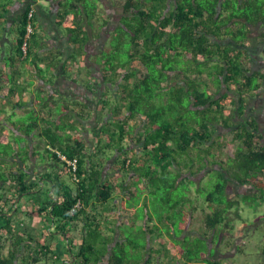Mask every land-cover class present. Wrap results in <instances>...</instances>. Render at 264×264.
I'll list each match as a JSON object with an SVG mask.
<instances>
[{
  "label": "trees",
  "instance_id": "1",
  "mask_svg": "<svg viewBox=\"0 0 264 264\" xmlns=\"http://www.w3.org/2000/svg\"><path fill=\"white\" fill-rule=\"evenodd\" d=\"M109 1L120 8L119 19L109 30L105 47L95 55L99 75L93 84H87V88H100L95 104L108 114L107 119L106 115L98 117L101 124L94 130L96 143L90 146L83 136L87 128L80 131L91 116L88 104L82 101L44 97L39 98V106L49 108L44 115L34 110L18 115L15 109L0 113V144L4 148L0 151V264H131L124 241L98 239L97 228L107 219L101 218L104 215L97 207L108 204L118 188H130L131 195L135 193L132 186L154 193L160 183L167 189L165 202L170 203V192L180 186L188 191L194 185L186 172L195 174L191 169L196 159L198 170L219 164L212 168V189L198 188L213 206L204 219L207 228L221 225L220 230L232 229V208L241 216L238 209L243 202L256 207L264 204L263 132L253 109L247 110L249 98L255 97L264 78L262 72H250L247 67L248 33L250 27L264 24V0ZM11 2L0 0V16ZM58 4L56 22L80 48L67 56L66 65L84 55L89 21L97 20L102 28L108 25L109 14L103 15L98 0H58ZM31 8L33 31L24 55L21 43ZM36 11L35 0H27L18 21L14 54L2 57L0 47V61L6 60L11 68L8 73L0 67V78L6 76L5 83L0 82V93L6 91L1 100L15 108L29 102L23 97L31 85L18 80L25 74L20 64L30 62L37 76L55 64L38 52L33 24ZM218 126L231 134L230 144L236 142L226 160L218 159L215 149L217 146L222 152L226 145L217 139ZM30 136L41 139L46 157L64 164L69 181L60 173H43L29 182ZM133 138L141 143L147 159L136 168L139 176L124 185L127 179L114 181L104 166L110 155L118 152L119 171L114 177L123 169H135L136 159L126 149V141ZM56 150L76 159L74 173ZM44 179L50 181L49 187ZM230 179L254 190L230 196ZM51 186L58 198L50 193ZM27 194L28 206L33 208L29 216L40 218L33 225L14 219L20 211L16 202ZM186 199L189 196L181 194L168 206L178 218L186 217L181 207ZM77 222L81 226L76 231L78 239L74 236ZM196 250L194 254L187 250L191 260L200 259L202 247ZM145 258L134 264H145ZM210 262L222 264L220 260Z\"/></svg>",
  "mask_w": 264,
  "mask_h": 264
},
{
  "label": "crops",
  "instance_id": "2",
  "mask_svg": "<svg viewBox=\"0 0 264 264\" xmlns=\"http://www.w3.org/2000/svg\"><path fill=\"white\" fill-rule=\"evenodd\" d=\"M26 1L27 0H12L7 8L6 13L3 16H0V47L2 57L14 54L13 42L17 36L18 21L20 20L21 12ZM35 4L37 6V16L36 21L33 22L34 34H36L37 38L40 37L42 40L41 47L38 48V52L40 55L47 57V59L49 57L55 64L52 65L47 72L43 73V76H37L36 70L31 67L30 62L21 63L20 67L25 72V74L24 77L22 76V78L18 80L31 83L23 97L24 100L29 102H27L26 106L16 108L6 105L3 103L4 101L1 100L6 91L3 93L1 92L0 113L5 115L6 111L7 113H12V110L15 109V112L18 115H23L29 110H34L35 112L44 115L49 109L41 105V107L39 106V100L44 97H61L63 95L62 97H66L71 101H82L88 104L91 116L88 118V124L81 126L80 131L82 130L83 133L84 128H87V132L85 131L83 136L88 138L89 145L93 146L96 143V139L93 138L94 133L96 130H98V126L101 124V121L98 120V117L106 115L107 119L108 114L107 110H103L101 112L100 105L95 104L99 97L100 88L99 90L97 87L93 86L87 88V84H93L94 80L99 75L97 68L98 64L94 58L95 55L99 53V50L105 47L104 45H106V41L104 42V45L99 48H97L96 43L98 42V38L101 37L103 33L102 31L104 29L106 30V26L99 28L97 20L95 21V24L87 25L86 29L87 33L89 34V39L84 46V55L82 56V54H79V56H77L78 59L76 62L70 60L66 65H64V60H66L67 56L77 49L80 50L79 44L77 42H71V34L68 33L64 28H61L56 22L57 9L59 7L58 0H35ZM0 13H2L1 9ZM248 35L247 67L250 69V72L260 71L264 74V24L260 22L257 25L250 27ZM5 45L8 46L6 47ZM82 52L83 51H81V53ZM0 67L6 69L8 73L11 72V68L6 65V60L0 61ZM88 69L91 70L90 74H87ZM5 77L6 76L2 75L0 78L1 83H5ZM17 99L18 95H15L14 100ZM247 104V110L250 111L253 109L252 113L254 112L258 120L259 128L263 132L264 121L260 119V115H264V78L261 81V87L257 90V94L255 97L249 98ZM56 114L57 113H55V115ZM6 123L9 124L8 121H6ZM9 127L13 130L12 124H9ZM15 130H17V128ZM79 133L81 134V132ZM126 142L128 154L136 159L135 169H126V171H123V169L120 171V175L114 177V172L119 171L117 169L118 160L116 156L118 155V152L111 154V157L107 159L104 166L105 173L107 172L114 181H116V178L117 181L118 179H127L124 185L130 183L129 179L137 178V176H139V171H136V168L139 167L140 164L145 163V159H147V155L144 152L141 143L137 142L136 138L130 139L129 141L127 140ZM40 143V138H35L34 136L27 138V145L30 152L29 161L33 162L32 165L37 167L36 169L32 166V168L29 170V172H31L29 182H33L36 177L43 173H60L63 177H68L62 162L55 164L53 161H51V159L45 156L46 162L42 160L43 153L46 154V152L42 151L44 148ZM22 144L24 145L25 143L22 142ZM14 146L17 149V143L14 142ZM190 156L195 157V154L192 153ZM16 160L17 158H15V161ZM195 161L198 160L196 159ZM195 161L193 168L191 169L195 171V174L192 175L190 170L186 172V174L190 175L193 180L198 177V181L195 182L194 180V184L196 186L191 185L190 193H193L189 196L191 205L187 207V209L183 208V205H181L184 214L186 215L185 218H188V221L182 223L181 226H175V219H171L168 216L164 220L162 217H160V219L156 218L155 215L138 218L135 215L136 209L133 205L140 206L142 202L149 201L147 194L151 193L150 190L144 188V190H147H143L142 195H139L137 199H132L129 192L130 188H118V192L113 193L114 196L108 204L99 205L97 207V209H99L104 215L101 218L107 219L106 223L100 224V227L97 228V231L100 234L98 239H111L113 242H127L128 240H126L125 237L126 230L124 229L123 231L121 227L131 222L132 224L135 223L141 226V232L143 235L150 234L149 236H151L154 234V244L157 247H155V255L157 257L156 259L158 264H165L164 261L167 260V257L171 256H173L174 264H211L210 261L219 260L222 262V264H232V262L222 261V258L233 256L235 252L239 250L240 244L233 241L234 228L220 230L221 225H218L216 228H207L204 219L208 213L212 212L213 206L200 197V194H204V191L201 190V192H199L198 188L202 186L201 184L203 179L206 180L211 176L213 170L204 172L207 167L198 170L197 167L199 162L195 163ZM33 170L36 171L35 174L32 173ZM44 183L47 187L50 186L49 180L44 179ZM140 186L142 185L140 184ZM229 186H232L236 189L234 195L237 197L246 195L253 191L251 188L252 186L240 185L235 180L230 179V183L227 187V193L230 196L231 193ZM131 188L133 191L137 190L135 186H132ZM55 192L56 191L51 186L50 193H53L54 198H58V194H55ZM194 192L196 193V196ZM23 197L25 198L21 199L20 202H16L15 206L17 208L19 207L20 211L19 213L15 214L14 219L23 220L25 223L33 225L35 222L40 221V218L36 216H29L28 211L33 209L32 207L28 206L30 195L27 194ZM134 200L137 202H134ZM129 205H131V207ZM13 213L14 212H12V214ZM230 214L235 215V217H241L234 213V208L231 209ZM148 221H155L157 229L151 227ZM163 222L164 224L162 225ZM231 223L233 224V221H231ZM163 226H167L165 230H161ZM233 226L235 227L236 225L233 224ZM80 228V222H77L76 230H74L75 233L73 232L77 239L78 234L76 231H78ZM216 239L218 241L216 245L217 248L215 247ZM219 244L222 245L226 250V252L223 254L218 250ZM183 246L185 247L183 248ZM159 247H161V251L159 250ZM200 247H202V250L200 251V259L191 260V258H189L190 254L187 252V250L190 249L194 254L197 251L196 249ZM214 248H216L215 253H213ZM6 252L7 248L4 250V253ZM168 252H172L174 255L169 254Z\"/></svg>",
  "mask_w": 264,
  "mask_h": 264
},
{
  "label": "rangeland",
  "instance_id": "3",
  "mask_svg": "<svg viewBox=\"0 0 264 264\" xmlns=\"http://www.w3.org/2000/svg\"><path fill=\"white\" fill-rule=\"evenodd\" d=\"M99 5L101 6L100 10L104 11L103 15L109 14V23L106 26V30L104 29L102 32V35L100 38H98V42L96 43L97 48L102 47L104 45V42L107 40V36L109 33V30L114 26L119 19V13L120 8L116 7L115 5H112L109 0H98ZM36 5V4H35ZM95 19L90 20L89 23L95 24ZM42 40L40 37H38V46L41 47ZM6 47L8 45H5ZM105 46V45H104ZM3 50V47H2ZM63 96V95H62ZM58 97L56 96V100L59 99L65 101L67 99L66 97ZM62 101V102H63ZM62 104H59V106ZM55 107V106H54ZM260 119L264 121V115H260ZM263 125V124H262ZM264 127V126H263ZM264 132V130H263ZM217 134L220 136L217 138L219 141H222L226 143V145L223 147L222 152L218 151L217 146L215 147L216 151L218 152V159L221 158L223 160L227 159L228 153H231L234 148L236 142H231V134L227 131L226 128H223L222 126H218ZM264 141V138H263ZM203 146V145H201ZM3 145L0 144V151H3ZM44 151V150H42ZM220 153V154H219ZM43 156H47V154H44ZM45 160V159H44ZM198 161H195L197 163ZM33 162H31L30 167L28 170L32 168L37 169L35 165H32ZM207 169L205 171H210L212 168L219 167V164H209L206 166ZM66 181H69V178L67 176H64ZM215 179V175L208 177L206 180L203 179L202 186L206 187L207 190H211L213 187V181ZM195 182L198 181V177L194 179ZM192 182V181H191ZM193 185V183H192ZM193 186H196L195 184ZM193 188V187H192ZM197 188V187H196ZM253 189V187H251ZM148 189V188H147ZM145 189V190H147ZM231 196H234V193L236 189L232 186H229ZM144 190V191H145ZM206 190V192H207ZM254 190V189H253ZM167 189L164 187L161 183L156 187L154 193H148V200L142 202L140 206L133 205L136 209L135 215L138 218H142L145 216L150 217L155 215L156 218L160 219V217L163 218V220L168 216L171 219H175L176 226H181L182 223L188 221V218H181L177 217V213L173 209H169V204L173 203L178 196L181 194L185 196H190V189L186 191L183 186H180L178 189L176 188L172 192L169 193V201L170 203H166L165 199L168 196L167 195ZM135 193H132L131 198L137 199L139 195H142L143 189L137 188ZM195 193V192H194ZM196 196V193H195ZM194 196V197H195ZM200 197L204 199V194H200ZM200 201V200H198ZM128 204V203H127ZM253 203H246L243 202L239 207V212L241 214V217H235V215L232 216L233 224L236 225L234 227L233 233V241L240 244V248L238 251L235 252V254L231 257H223L222 261L224 262H232V264H263L264 263V204L259 206H253ZM183 208L187 209L191 205V200L186 199L183 202ZM131 207V205H129ZM149 225L153 227L154 229H157L155 225V221H148ZM164 222L162 223V225ZM167 226H163L161 230H165ZM124 231L126 230V240H128L126 243V249L125 253L128 257V260L131 262V264H134L138 259L145 258L148 259L145 264H158L157 257L155 255L156 252V245L154 244V237L152 234L149 235H143L141 232L142 228L139 224H132L129 222L125 226L121 227ZM218 241L215 240V247L217 245ZM135 245V246H134ZM156 247V248H155ZM217 248V247H216ZM214 252L215 253V249ZM159 250L161 251V247H159ZM218 250L220 253L226 252V250L223 248L222 245L219 244ZM169 254L174 255L172 252H168ZM120 254V253H117ZM160 254V253H159ZM150 255V256H149ZM145 256V257H144ZM165 264H174L173 256L167 257V260L164 261Z\"/></svg>",
  "mask_w": 264,
  "mask_h": 264
},
{
  "label": "built area",
  "instance_id": "4",
  "mask_svg": "<svg viewBox=\"0 0 264 264\" xmlns=\"http://www.w3.org/2000/svg\"><path fill=\"white\" fill-rule=\"evenodd\" d=\"M32 15H33V8H31L30 11L28 12V22L26 25V34H25L24 39L21 43V50L23 51L24 55L27 53V50H28V38L33 31L32 23L29 20L32 17ZM56 152L58 153V156L60 159L66 161L67 166H68L67 169L70 172L74 173L76 168H77L76 159H68V158H66V156L64 154L60 153V151H56Z\"/></svg>",
  "mask_w": 264,
  "mask_h": 264
}]
</instances>
